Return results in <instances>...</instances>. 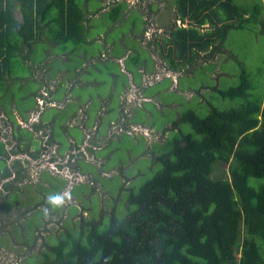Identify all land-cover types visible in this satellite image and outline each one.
<instances>
[{"label": "trees", "instance_id": "obj_1", "mask_svg": "<svg viewBox=\"0 0 264 264\" xmlns=\"http://www.w3.org/2000/svg\"><path fill=\"white\" fill-rule=\"evenodd\" d=\"M174 2L176 17L181 22L188 20L189 26L172 25L167 37L161 41L154 37L152 41L155 51L158 45H165L161 49L163 61L178 75L184 69L189 72L203 53L222 54L233 29H259L264 34L263 0L252 5L235 0ZM18 5L21 21L15 16ZM144 5L150 25L154 11L150 3ZM111 6L107 14L112 21L128 17L126 1ZM84 18L80 0H0V87L7 92L13 86L15 63L22 60L34 75L29 79L40 84L36 95L45 100L43 108L35 106V110L20 113L26 120L27 111L42 112L41 122L48 129L43 132L39 125L33 126L32 134L41 128L38 138H48L38 151H28L33 159L40 152L48 153L61 146L55 137L60 121L57 117L50 121L43 118L57 88L53 90L50 82L37 80V73L49 66L48 57L55 46L64 54L69 44L74 45L79 56L81 46L90 40ZM205 26L208 27L202 29ZM64 68L54 69L53 76ZM261 74L264 78V68ZM43 88L45 94L41 93ZM257 90L251 74L243 67L238 85L220 88L218 84L213 90V97L239 100V105L219 109L210 101L213 97L204 104L202 95L204 101L199 106L208 105L207 114L201 116L196 109H185L177 114L164 142L148 146L154 153L153 169L159 166L150 178L138 188L134 184L118 188L112 201L105 203L108 215L100 220L84 217L74 226L66 222V231L50 237L46 249L28 256L24 264H264V91ZM5 112L10 119V114L14 115L13 111ZM19 131L13 135L19 142L16 149H8L9 143L0 141V162L5 164L0 168V184L13 175L12 169L16 172L13 181L23 179L22 162H9L13 155L25 151L21 149L22 142H26L28 150L36 140L30 142ZM155 145L160 146L158 151ZM218 163L228 165V178L214 177ZM13 181L5 182L0 189L6 210L12 205L6 204L10 194L13 200L19 199ZM104 189L111 192L105 186ZM30 221L23 227L32 232L36 223ZM0 238L8 239L2 224ZM31 239L32 236L24 242Z\"/></svg>", "mask_w": 264, "mask_h": 264}, {"label": "rangeland", "instance_id": "obj_2", "mask_svg": "<svg viewBox=\"0 0 264 264\" xmlns=\"http://www.w3.org/2000/svg\"><path fill=\"white\" fill-rule=\"evenodd\" d=\"M86 1L91 10L101 7L99 0H80V3L85 4ZM118 1L127 2V0H102L101 2L104 10L109 11L111 5ZM235 1L242 5H252L260 0ZM130 2L133 3L127 11V13L131 11L130 15L126 13L125 16L128 17L121 24L118 21H112L105 12L99 16L89 17L86 33L90 40L81 46L82 54L85 56H78V49L69 44L66 54L60 53L59 47L55 46L52 51L53 60L48 59L51 72L65 66V77H63L65 80L62 84H57L53 97L54 106L44 109L43 114V118L48 121L56 117L60 121L55 130V137L61 146L57 147L56 151H52L49 156L50 159L55 156L62 158L61 165L64 168L57 171L47 166L41 167L46 165L45 162L40 163L38 169L32 167L31 163L22 164L24 169L26 168V171H22L21 174L23 179L12 182L14 189H18L17 198L19 199L13 200L14 195L10 194L6 204L12 203V205L6 210L2 204L4 199L0 197L3 207V210H0V225H3L8 236V239L3 238L4 243L0 241V264H24L28 256L39 255L46 249L50 237H57L61 231H66V222L74 226L84 217L100 220L108 215L109 209L105 208V203L112 201L118 188L129 187L131 184L138 188L158 170L159 166L157 169L152 167L151 158L154 153L149 151L151 148L148 149V146L152 145V143L148 145L150 140L163 143L170 133L171 124L177 120V114L185 109H196L201 116L207 114L208 105H203L202 108L199 106L200 102L204 101L202 95L205 96L204 104H206L210 97L216 94L213 90L218 84L220 88L238 85L243 67L251 74L258 88L257 93L264 91V78L261 74L264 68V34L259 29H233L227 36L222 54L213 56L201 54L196 63L189 68L190 71L184 69V72L176 74V79L171 74H169L171 77L152 78L144 93L145 100L141 103L136 100L135 95L131 96L129 105H125L126 114L129 117L133 116L130 119L131 123L149 126L144 129L147 130V134H149L148 131H152V137L145 135V131L141 128L133 126L132 133L118 131L113 135L114 139L101 144L102 149L95 151V160L80 154L74 149L75 145L72 141L76 142V147L83 148L86 145L87 135L81 121V117H84L81 110L86 107V127L84 128L96 129L98 126L101 135L97 136L98 141L108 136L110 125L124 118L121 95L126 92L130 83L133 81L137 85H143L145 80L142 76L143 69L154 71L151 72L154 75L161 74V70H157L159 62L152 53L155 50L143 49L140 40L149 37L152 41V36L155 34L161 41L165 38L162 35L165 29L171 30V24L181 25L176 19L174 0H130ZM145 3H150L152 5L150 10L154 11L151 26L147 22ZM147 26L150 30L154 29V32L148 29L146 34L148 37L145 36ZM160 28L164 30L162 33ZM158 46L157 51L161 54V49L165 45ZM15 64L13 86L9 87L7 92L0 87V106H2L0 107V141L9 143L10 149H16L19 142L13 139V135L21 129L19 133L27 135L30 142L32 139L36 140L33 142L35 149L30 147L27 150L26 142H22L21 149L25 150L24 153L38 151L42 147L41 139L37 138L41 128L35 131V134H32V128L39 125L43 132L48 130L41 122L42 112L27 111L26 120L20 113L23 114L24 110H31L35 106L43 108L44 102L39 101V98L43 97L36 95L40 92V84L29 79L34 78V75L22 60L16 61ZM41 73L43 74L40 71L36 76L40 82ZM43 80L42 82L49 81L47 75L43 76ZM55 81L56 79H52L51 83L54 85ZM210 101H213L219 109H228L240 104L239 100L232 101L219 96H214ZM5 110L13 111L14 115L10 114L11 119ZM75 114L77 115L73 123L69 125ZM166 126L169 127L163 131L162 129ZM185 128L188 131L192 130L189 125H185ZM88 134L91 132L89 131ZM155 148H157L155 151H158L160 146L155 145ZM66 157L70 160L68 164L64 161ZM13 158L16 161H24L15 156ZM4 165L0 162L1 169ZM67 166L69 169H66ZM214 177L228 178V165L218 163ZM104 186L111 189V192H104ZM56 191L64 194L65 199L61 209L50 208L47 203V195ZM2 195L6 194L2 193ZM29 221L36 223L32 232L28 227H23ZM15 227H17L16 230ZM31 236L30 242H24ZM56 241L57 239H52L53 243Z\"/></svg>", "mask_w": 264, "mask_h": 264}, {"label": "crops", "instance_id": "obj_3", "mask_svg": "<svg viewBox=\"0 0 264 264\" xmlns=\"http://www.w3.org/2000/svg\"><path fill=\"white\" fill-rule=\"evenodd\" d=\"M100 1V5L99 6H101V7H95V8H93V10H91L90 8H89V5H88V2L86 1L85 2V4H82V7H83V9H84V11H85V18H84V24L85 25H89V20H90V16H99L100 14L102 15V14H104V12L105 13H108L109 11L108 10H104V5H103V3L101 2L102 0H99ZM127 3H128V8L130 7V5L131 4H133L132 2H130V0H127ZM85 5V6H84ZM103 5V6H102ZM112 7V6H111ZM128 8L125 10V13H127V11H128ZM131 12V11H130ZM15 16H16V18L18 19V20H22V13H21V10H20V6L18 5L17 7H16V9H15ZM127 18V17H126ZM124 19L125 18H122L120 21H118L120 24L124 21ZM179 22H180V24H181V26H184V27H188L189 26V21L188 20H186L185 22H181V20H179V18H176ZM126 20V19H125ZM150 21V20H149ZM151 22V21H150ZM178 24V23H177ZM152 25V22H151V24H150V26ZM172 25H175L174 23L173 24H171V26ZM149 26V25H148ZM148 26L147 27H145V36L146 37H148L146 34H147V31H148ZM168 26V25H167ZM206 27H208V26H205V27H203L202 29H204V28H206ZM164 28V27H163ZM163 28L161 29L160 28V33H162L164 30H163ZM150 30V29H149ZM151 32L153 31L154 32V29L152 28L151 30H150ZM166 32H168V28H166L165 29V31H164V34H162V35H164L165 37H167L168 35L166 34ZM156 35L154 34L153 36H152V38L154 39V37H155ZM156 39H157V36L155 37ZM140 40V39H139ZM140 42H141V45H142V47H143V49H148V50H152V51H154V49L156 48L155 47V43L152 41L151 42V40H149V37H148V39H141L140 40ZM152 43V44H151ZM151 44V45H150ZM157 50V49H156ZM87 52V51H86ZM133 52H135L134 50H133ZM153 53V55L155 56V58H156V60L159 62V65H158V69L157 70H161V74L159 75V74H157V75H154V74H151V72H154V71H146L145 69H141L142 70V76H144L145 77V80H144V83H143V85H137L135 82H131L130 83V86H129V88L128 89H126V92L125 93H123L122 95H121V107H122V114H123V117L124 118H120L121 119V121H117V122H114V123H112V125H110V131H109V133H108V136H105V138H103L102 140L101 139H99L100 141H98L96 138H97V136H101L100 134H99V129H98V126L96 127V129L95 128H93V129H88V128H84V127H86V125H85V120H86V107L84 108V109H82L81 111H82V113L84 114V117H81V121H82V125H83V129H84V131H85V133H86V145L82 148V147H79V146H77L76 147V142L73 140L72 141V143L75 145V148L74 149H76L77 150V152H80V154H84V155H86V157L88 158V159H92V160H95V158H94V155H95V151H99L100 149H102V147H103V145L101 146V144H104V143H106L107 141H110L111 139H114L113 137V135L116 133V132H118V131H120L121 133H124V132H126L127 134H130V133H132V127L134 126V127H138V128H141L142 130H144L145 131V129L144 128H149V126H146V125H141V124H138V123H131V118L133 117V116H131V117H129V115H127L126 114V112H125V105H129V100H130V98H131V96L132 95H135V97H137V99L136 100H138V102L139 103H141L143 100H145V97H144V93H145V90H146V88L147 87H149V81L152 79V78H163L164 76H169V74H171L172 76H173V78H175L176 79V73H174V72H172V71H170L169 70V68H168V66H167V62L166 61H163V58H164V56H163V54L161 53L160 54V52H158V51H154V52H152ZM64 54H66V53H64ZM49 55V54H48ZM79 56H85L84 54H82V50H81V52H80V54H79ZM51 58V59H50ZM83 58H85V57H83ZM48 59H49V61H52L53 60V58H52V56L51 57H48ZM93 60H95V57H93ZM115 60H117L116 58H115ZM43 66V65H42ZM47 70V71H46ZM40 71H42L43 72V74L41 73V79H43V76L44 75H47V77L49 78V81H47V82H52V79H56V81L54 82V85L51 83V88L53 89V90H56V88H57V85H56V82H59L63 77H64V71H62V72H58L57 73V75H55V76H53L54 74H53V72L54 71H52L51 72V69H50V67L48 66V67H45V66H43L42 68H40V70L38 71V73L40 72ZM44 72H46V74L44 73ZM37 73V74H38ZM169 77H171V76H169ZM51 80V81H50ZM45 83V82H44ZM42 87H43V85H42ZM131 91V92H130ZM41 93H43V94H45L46 92H45V89L43 88L42 90H41ZM53 97H54V95H53ZM53 97L52 98H50L51 100V102H50V104H49V106H54V99H53ZM134 98V97H133ZM42 99H44V98H39V101L41 100L42 102H45V100L43 101ZM124 99H126L125 101H124ZM151 100H152V98H151ZM44 104V103H43ZM126 106V107H127ZM136 107H137V104L135 105ZM134 109H135V107H134ZM134 112V111H133ZM77 115V114H76ZM134 115V114H133ZM76 116H73L72 117V119L70 120V123H69V125L70 124H72L73 122V120H74V118H75ZM119 120V119H118ZM123 121V122H122ZM33 122V121H32ZM72 122V123H71ZM30 123H31V121H30ZM127 127H129L130 128V130L129 131H126L125 130V128H127ZM121 129V130H120ZM89 131L91 132V134H88L89 133ZM147 131V130H146ZM146 131L144 132L145 133V135H147V136H149L150 137V135H151V137H152V131H148V133L149 134H147L146 133ZM151 133V134H150ZM37 135V134H36ZM37 138H38V136H37ZM145 138V137H144ZM46 140H48V138L46 137L45 138V140H43V141H41L42 142V144L43 143H45L46 142ZM146 141H147V139H146ZM150 143H152V145H153V139H152V141L150 140V142H149V144L148 145H150ZM41 144V145H42ZM32 148H34V147H32ZM35 149V148H34ZM52 151L54 152V151H56V147L54 148V149H52V150H50L49 149V151H48V154L46 155V156H41V158H40V155L38 156V158L36 159L38 162H34V163H32L31 165H32V167H34L35 169L37 168H39V164L40 163H42V162H45L46 163V165H43V166H41V167H44V166H47V167H50L51 169H56L57 171H60V170H62V168H64V167H61L62 165L61 164H55L54 162L56 161L55 159H53V158H51L50 159V154L52 153ZM31 152H36V151H31ZM45 153H47V152H45ZM91 156V158H89ZM46 157V158H45ZM71 158V157H70ZM47 159H49L48 161H47ZM58 159H60V158H58ZM62 160V159H61ZM47 161V162H46ZM44 164V163H43ZM66 164H68V163H66ZM61 165V166H60ZM68 167V166H67ZM69 168V167H68ZM68 168H66V169H68ZM49 169V168H48Z\"/></svg>", "mask_w": 264, "mask_h": 264}, {"label": "flooded vegetation", "instance_id": "obj_4", "mask_svg": "<svg viewBox=\"0 0 264 264\" xmlns=\"http://www.w3.org/2000/svg\"><path fill=\"white\" fill-rule=\"evenodd\" d=\"M6 144V143H5ZM8 147V146H7ZM10 149V148H9ZM48 153H42V152H40V158H41V156H46ZM15 156V158H18L19 160L20 159H22V160H24V161H22V164H24V162H26V163H28V164H32V163H34V162H38L36 159H33L32 158V156L28 153V152H23V153H18V154H16V155H13L12 157H11V159H10V162H9V165H11V163L15 160L16 161V159H14L13 157ZM46 158V157H45ZM61 159L62 158H60V159H58V160H56L54 163L55 164H63L62 162H61ZM21 161V160H20ZM64 161H66V163H69L70 162V160H69V158H65L64 159ZM23 167V166H22ZM23 169H24V167H23ZM69 169V168H68ZM12 171L14 172L13 173V175L11 176V177H9V178H6V179H4V180H2V182H1V184H0V189H2L3 188V184L5 183V182H7V181H13L14 179H15V177H16V172L14 171V169H12ZM25 171H26V168H25Z\"/></svg>", "mask_w": 264, "mask_h": 264}, {"label": "clouds", "instance_id": "obj_5", "mask_svg": "<svg viewBox=\"0 0 264 264\" xmlns=\"http://www.w3.org/2000/svg\"><path fill=\"white\" fill-rule=\"evenodd\" d=\"M64 194L56 191V192H51L47 195V203L52 207V208H59L63 205L64 203Z\"/></svg>", "mask_w": 264, "mask_h": 264}]
</instances>
